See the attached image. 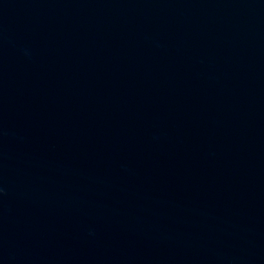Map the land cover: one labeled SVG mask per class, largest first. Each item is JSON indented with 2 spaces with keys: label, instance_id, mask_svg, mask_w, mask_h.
Masks as SVG:
<instances>
[{
  "label": "water",
  "instance_id": "95a60500",
  "mask_svg": "<svg viewBox=\"0 0 264 264\" xmlns=\"http://www.w3.org/2000/svg\"><path fill=\"white\" fill-rule=\"evenodd\" d=\"M0 164L264 228V0H0Z\"/></svg>",
  "mask_w": 264,
  "mask_h": 264
}]
</instances>
